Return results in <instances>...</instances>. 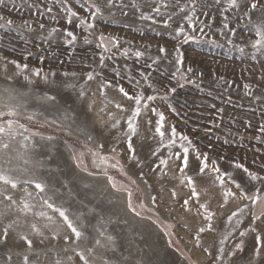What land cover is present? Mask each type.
Segmentation results:
<instances>
[{
    "label": "rangeland",
    "instance_id": "rangeland-1",
    "mask_svg": "<svg viewBox=\"0 0 264 264\" xmlns=\"http://www.w3.org/2000/svg\"><path fill=\"white\" fill-rule=\"evenodd\" d=\"M133 0H123L127 5L122 14L119 9L120 0H117V7L106 8V0H0V15L6 19L14 21L13 27L19 26L23 21L30 23H44L45 29L41 37L31 40L34 33L8 32L5 42L0 43V55L15 59L29 65V74L34 69H42V75L51 71L56 72L55 77H50L47 83L41 79L32 77V83H28L21 76L15 75L19 70L14 65L8 64L4 69V61H0V96L5 101L19 106V123L24 124L30 132L38 133L34 137L38 149L30 153L28 164L23 160L15 159L16 152L10 151L13 157L11 167L17 169L11 174L21 179L34 176L48 185V195L52 197L57 206H61L68 211V214L75 220L79 218L83 223L85 236L79 241V246L86 249L94 246V241L98 238L97 228L103 230L107 225V232L115 237V251L110 248L95 247L94 264H103L104 260H110V264H213V258L217 255L219 241L223 238L225 219L230 214V210L243 207L249 202L246 200H229L223 208L220 207L222 196L218 186L213 185L211 177H195V184L199 192L200 202L206 203L208 207L217 213L214 218V231H206L200 234L199 246L193 236L198 228L207 222L202 217L196 215L195 207L191 212L185 211L180 206V202L190 195V190L181 184V174L176 170V164L169 161V166L165 170L167 175H157L151 173L145 175L144 180L152 184V194L160 192V185L164 188L161 193L163 199L158 196L157 204L151 203L149 189L144 181H141L134 171V166L127 162L124 153L123 137L119 145V151L115 155L124 164L125 170L132 179L136 180V185H132L134 192V202L143 203L145 207L141 209L144 219L130 214L125 206V195L114 192L108 185L105 178L88 177L86 174L76 169L71 159L69 145L73 149L86 152L85 163L89 170L98 171L91 162V156L82 147L85 137L77 131L76 125L72 126L71 135H67L65 130L50 124L53 120H62L65 112H72L74 108L78 110L77 100L78 87L73 88L68 85H84L95 92L98 89V81L107 79L114 84L122 85L130 93H142L145 98L154 96V100L145 99L143 102L149 109L155 108L165 116L166 132L174 126L178 136H186L191 141L192 147L189 150V162L194 168V153L207 155L210 162H215L221 172H228L233 180L246 182V174L242 169H235L234 163L238 162L248 167L250 171L260 172V166L264 165V52L257 51L252 47V42L258 37L255 34L253 25L248 24L243 17L236 12H225L228 7L227 0H197V16L200 20H194L195 28H204V32H192L196 38L186 43L178 45L175 37V23L165 28L162 23L153 24L151 21L141 20L140 13L155 16L159 21L166 18L169 12H175L176 19L183 13L179 12L176 0H135L138 8L130 5ZM187 0H180V4ZM248 3L249 0H243ZM98 4L103 11V15L97 17L94 29L85 31L81 25V20L89 19L91 15L90 5ZM162 3L170 5L169 8L161 7ZM264 4V0H261ZM53 8L51 13L47 12L44 5ZM77 12L76 17L71 18L66 8ZM154 7H161V15L157 16ZM206 13V16H201ZM253 22L264 16V10L252 11ZM229 17L230 28L233 34L222 28L223 16ZM214 17L215 19H211ZM187 27V21H182ZM4 22L0 21V35H4ZM57 29L51 41H44L43 36L51 29ZM72 31L77 35L74 46L64 43L61 33ZM89 32L91 35H89ZM223 32V34H222ZM103 34L109 43L112 38L119 42L118 47L109 43L111 51L105 53L102 48L96 47L99 43V36ZM88 36L92 41L84 44L83 37ZM14 37V39H9ZM23 37V39L21 38ZM25 40L29 42L25 44ZM163 47L172 55L162 60L160 65L149 68L160 53L158 48ZM180 48L183 58V66L175 63L176 53L174 48ZM15 48V51H13ZM241 49H243L241 51ZM145 53L142 57H136L137 51ZM125 51L127 54H125ZM105 56L104 65H99L100 55ZM63 61V63H59ZM171 61V62H170ZM191 67L192 73H187L188 79H181V73ZM100 73L96 80L85 85L84 76L88 71ZM76 72L77 76L64 77L62 73ZM144 72L148 81L143 80L140 73ZM10 78V79H8ZM139 81V84L136 83ZM195 81V83L189 82ZM151 83L153 87H149ZM249 85L252 95H247L248 89L244 85ZM182 85V86H181ZM175 87V92L166 91ZM5 89L11 90V97ZM109 99L123 104L126 108L133 105V101L123 98L113 89L107 90ZM261 96V100H256L254 96ZM48 96H55V101L46 99ZM103 103L97 92V107ZM110 111L117 110L109 106ZM223 111H220V110ZM5 111L7 109H4ZM143 111V110H142ZM34 119L29 121L26 116L33 115ZM119 116L127 117L130 112H117ZM151 118L154 122L158 119L152 113L145 117H140V135L134 138L138 158L144 161L148 157L155 159L153 153L164 156L169 148L164 144H158L157 138H153L143 121ZM7 119V118H5ZM77 124L80 129L89 132L93 136L92 144L104 143L105 138L114 137L117 132L125 127L122 122L120 129H113L111 132H104L103 136L92 128L86 127L85 117L77 115ZM3 122V121H0ZM67 123V122H65ZM99 124L96 128H99ZM53 136L52 141L46 138ZM43 137V139H42ZM16 137L12 141L14 148L19 149ZM166 135L165 140L167 141ZM187 144V141H177L172 151H182L180 144ZM257 149L259 151H257ZM4 157L0 155V163ZM151 162V161H149ZM18 169H27V172ZM109 174L117 182L128 183L127 177L116 169H109ZM148 173L149 169L144 168ZM189 174H192L191 172ZM264 175V172H261ZM158 181L159 183H154ZM65 185L67 187H65ZM88 185V187H85ZM138 186V187H137ZM255 182L247 184L245 191L251 193ZM23 185L20 186L22 188ZM176 192V199H173L169 189ZM10 192L12 189H8ZM34 194L37 190L29 187ZM233 191H237L232 186ZM264 193V188H262ZM23 192L15 190V196H23ZM43 195V194H40ZM194 204L195 201H190ZM39 209V202H37ZM87 205V207H85ZM169 205V207L166 206ZM97 208V214H89V208ZM2 208V206H0ZM100 209H103L100 212ZM50 215H55L51 210ZM264 210L261 205L256 206V211ZM10 214L3 218V223H8L13 218ZM111 218L112 223H107ZM29 222L33 219L40 224L44 221L38 217L29 215L26 218ZM246 217L241 228L248 224ZM259 225L260 222L258 221ZM264 230V225H261ZM23 231L28 232V228ZM61 237L56 240H45L44 244H39L40 237L30 236L37 249L48 252L49 260L45 264H51V258H66L71 253L72 242L66 245ZM45 235L48 232L45 231ZM253 234L244 238V250L237 252L231 260H228V252L232 250L236 243L240 242L238 233L235 238L229 239L225 247V261L222 264H233L239 260L244 264L245 260H251ZM171 241V243H169ZM103 242V241H102ZM68 251H65V249ZM211 252L209 256L204 249ZM25 246L22 242H16L13 233H9L7 245H0V264H5L6 254L11 256V264H20L21 254L24 253ZM74 264H81L78 258L74 257ZM257 264H264V249Z\"/></svg>",
    "mask_w": 264,
    "mask_h": 264
},
{
    "label": "snow or ice",
    "instance_id": "snow-or-ice-1",
    "mask_svg": "<svg viewBox=\"0 0 264 264\" xmlns=\"http://www.w3.org/2000/svg\"><path fill=\"white\" fill-rule=\"evenodd\" d=\"M228 7L224 9L227 12H236L240 15L237 17L239 20L240 17H243L248 24L253 25L255 29V34L258 39L252 42V47L257 51L264 52V16H261L257 21L253 22L251 16L252 11H256L258 8L264 10V4L261 3V0H249L248 3H244L243 0H227ZM133 8H138V5L133 0L130 5ZM179 7V12L183 13L176 19V13L169 12L166 18H161L157 20L155 16L145 15L143 12L140 13L141 20L151 21L153 24L162 23L165 28L171 26L172 23H175V37L177 39L178 45L188 42L189 40L195 39L196 37L192 35V32L200 31L204 32V28H195L193 25L194 20H200V17L197 16V0H187L186 3L180 4V0H176V5ZM47 12L51 13L53 8H48L47 4L44 5ZM106 8L117 7V0H106ZM128 7L123 3V0H120L119 9L122 14L127 15V12L124 9ZM161 7L169 8L170 5L167 3H162ZM161 7H154V11L157 16L161 15ZM91 15L87 20H81L80 23L84 27L85 31L89 29H94L96 27L95 21L98 16L103 15L102 8L95 3L90 5ZM68 13L69 20L71 23V18L77 16V12L72 11L70 7L65 9ZM206 13H201V16H206ZM211 19H215L211 17ZM187 21V27H185L182 21ZM0 21L4 22V35H0V43L5 42L6 35L8 32H16L17 34L21 32L25 33H34L31 37V40H35L41 37V33L45 29L44 23H30L29 21H23L19 26L13 27L14 21L12 19H6L3 15H0ZM222 28L228 30L230 34L234 35L229 24V17L227 15L223 16L221 21ZM57 32V29L53 28L43 36L44 41H51L54 37V34ZM223 34V32H222ZM64 37V43L67 45L74 46L77 41V35L72 31H66L61 33ZM89 35L91 33L89 32ZM23 39V37H21ZM14 39V37L9 38ZM99 43L96 47L102 48L105 53L111 51L109 43L112 46L118 47L119 42L115 38H112L109 43H106V37L101 34L99 36ZM29 41L25 40V44ZM84 44L92 43L89 40L88 36L83 37ZM243 49H241L242 51ZM15 51V48H13ZM158 55L153 59L152 64L147 65L151 68L154 65H160L162 60L168 59L172 54L168 52L167 49L160 47L158 48ZM174 52L177 54L175 57V63L183 66V58L180 54V48L175 47ZM125 54L127 52L125 51ZM134 55L136 57H142L145 55L143 51L137 50ZM105 56L102 54L99 57V65L103 67ZM0 61H4V69L7 70V65H14L15 69L19 70L15 75L21 76L22 79L28 83H32V77L41 79L44 83H47L50 77H55L56 72L51 71L48 74H43L42 69H34L29 74V65L27 63H21L15 59H8V57L0 55ZM171 62V61H170ZM63 63V61H59ZM193 69L188 67L185 69V72L181 73V79H188L187 73H192ZM64 77L71 75L76 77L77 73L64 72L62 73ZM100 76V73L94 72L92 70L85 73L84 80L85 85L88 82L94 81L97 77ZM140 76L143 80L148 81L149 77L141 72ZM10 79V78H8ZM195 83V81H189ZM139 84V81H136ZM69 87L77 88V100L79 101L78 110L73 109L72 112H65L62 120H53L50 122L51 125L65 130L67 135H71V129L73 125H76L77 131L80 132V135L85 137V142L82 145L84 149L87 150V154L91 156V162L95 169L98 171L89 170V166L85 163L86 152L82 150L73 149L72 146H68L70 150L71 159L76 169H79L81 172L86 174L88 177L100 178L103 177L107 181V185L116 193L125 195V206L127 211L141 219H144L141 209L145 207L143 203L137 204L134 202L133 196L134 192L132 185H136V180L132 179L128 175V172L125 170L124 164L121 163L120 159L117 158L116 153L119 151V145L121 142V137H123L124 153H126L125 159L128 163L134 166V171H136L137 177L144 181L146 187L149 189V196L152 205H156L158 201V196L162 200L161 195L164 185H160V192L153 195L151 190L153 188L152 184H148L144 177L151 173H157V169L160 170L157 175H167L165 171L169 166V161H173L176 164V170L181 174V184L190 190V195L187 198H184L180 202V206L185 209L187 212H191L193 207H195L196 215L203 218L207 223L204 226L198 228L197 233L193 236V239L197 241V246H199L200 234L206 231H214V218L217 217V213L211 210L206 203H201L199 199V192L197 191L194 176L195 177H211L212 183L215 186H218L220 189V195L222 196V202L220 207L223 208L229 202V200H246L249 203L243 207H237L235 210H230V214L227 215L225 219V229L223 238L219 241V246L217 248V255L213 258V264H222L225 261V247L224 245L228 243L229 239L235 238V235L238 233L240 242L236 243L232 250L228 252V260H231L233 256L237 255V252H242L244 250V238L249 234H253L252 240V251L250 253L251 260H245L244 264H257L259 261L261 251L264 249V230H261V225H264V210L257 212L256 206L259 204L264 208V193H262V188H264V175L261 172H264V165L260 166V172L250 171L248 167H245L241 163H234L235 169H242L243 173L246 174V182L242 186V182L233 180L228 172H221L220 167L215 162H210L207 155H201L198 151L194 153L193 160L196 162L195 167L193 168L189 162V150L192 147L191 141L186 136H178L174 126L171 127L167 132L165 130V116L163 113L157 111L155 108L149 109L148 105L143 101L154 100V96H149L145 98L142 93H130L125 90L122 85L114 84L112 81L103 79L98 81V89L93 92L89 87L84 85L77 86L76 84L68 85ZM149 87H153L151 83L148 84ZM182 86V85H181ZM245 89H248L247 95H252L249 85H244ZM113 89L117 91L123 98L133 101V105L129 108H126L123 104L109 99L107 95V90ZM175 87L168 89L166 91L175 92ZM5 92L9 93L11 97V90L5 89ZM97 92L103 103L97 107ZM256 100H261V96H254ZM49 101H55V96L46 97ZM114 107L117 111H110L109 106ZM4 109H7L6 111ZM19 106L13 105L5 101L3 96H0V155L4 157L3 163H0V245H7L9 242V233H13L16 242H22L25 246L24 253L21 254L20 264H45L48 261L49 255L48 252L41 251L37 249L33 239L30 236L40 237L39 244L43 245L45 240L56 241L61 237L62 232L63 239L67 245L69 241L72 242L71 253L66 258L53 257L51 258V264H74V257L78 258L81 264H94L95 259V247L101 248H110L115 251V237L107 232V225L104 226L103 230L97 228L98 238L94 241V246L86 249H82L79 246V241L85 236L83 232V223L76 218L75 220L68 214V211L61 207L57 206L51 196L48 193V185L39 180L34 176H29L27 178L21 179L18 176H13L11 173L17 171L11 167H5V165H11L13 157L9 155L10 151L16 152L15 159L23 160L24 164L30 162L29 155L30 153L35 152L38 149L34 137L38 133L30 132L29 129L22 123H19L17 119H13L20 115ZM143 110V111H142ZM220 111H223L222 109ZM117 112H130V115L127 117H122L117 114ZM148 113H152L158 117L154 122L151 118H147L143 121L145 128L151 132L153 138H157L158 144H164L169 148V151L166 155L161 156L158 153H153L155 159L152 157L146 158L144 161H141L138 158L136 148L134 146V138L138 137L140 133L141 121L140 117L142 114L147 117ZM82 114L85 117L86 127L92 128L98 132V135L103 136L104 132H111L113 129H120V125L123 122L125 127L123 130L116 133L114 137L109 136L105 138L104 143H95L92 144L93 136L85 131L80 129L77 124V115ZM35 114L26 116V119L31 121L34 119ZM7 118V119H5ZM67 122V123H65ZM99 124V128H96V125ZM261 130L264 131V125L261 126ZM166 135L168 136L167 141L165 140ZM20 137L17 143L19 144V149H16L12 145V141L16 140V137ZM43 139V137H42ZM48 141L54 139L53 136H48L46 138ZM187 141V144L181 143L180 148L182 151H172L171 149L176 145L177 141ZM257 151H259L257 149ZM151 161V162H149ZM149 169L148 173L144 172V168ZM109 169H116L122 175L127 177L128 183L117 182L113 176L109 174ZM19 171L27 172V169H18ZM192 174H189V173ZM255 182L254 189L251 193L245 191L248 183ZM154 183H159L154 181ZM23 185L22 188L20 186ZM34 187L36 193L29 190V187ZM232 186L235 187L237 191L232 190ZM13 191H9L8 189ZM65 187H67L65 185ZM88 187V185H85ZM138 187V186H137ZM15 190H20L23 192V196L16 197ZM172 193L173 199H176V192L174 187L169 189ZM43 194V195H40ZM190 201H195L194 204H191ZM37 202H39V209ZM169 207V205H166ZM87 207V205H85ZM44 209L51 210L55 215H50L48 211ZM103 209H100L102 212ZM19 213L20 215H13V218L9 220L8 223H3V218L10 214ZM89 214H97L99 216L97 208H89ZM31 215L34 218H39L43 220L44 223L40 224L38 220L33 219L29 222L26 218ZM248 217V224L241 228L244 219ZM99 219H103L102 216H99ZM260 222L258 225L257 222ZM111 218L108 219L107 223H112ZM24 228H28L29 231H23ZM45 231L48 232V235H45ZM103 241V242H102ZM171 243V241H169ZM65 251H68L66 248ZM204 251L211 256V252L207 248ZM11 256L6 254L5 264H11ZM103 264H110V260H104ZM233 264H240V261H234Z\"/></svg>",
    "mask_w": 264,
    "mask_h": 264
}]
</instances>
